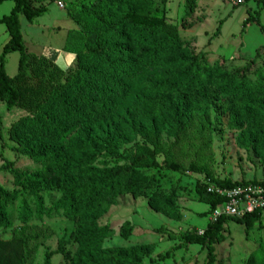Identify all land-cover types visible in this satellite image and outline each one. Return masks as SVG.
<instances>
[{"label":"rangeland","instance_id":"1","mask_svg":"<svg viewBox=\"0 0 264 264\" xmlns=\"http://www.w3.org/2000/svg\"><path fill=\"white\" fill-rule=\"evenodd\" d=\"M42 4L46 14L32 23L19 17L24 45L32 54L28 78L14 81L21 91L25 89L24 105L7 111L0 101V186L18 192L17 201L0 220V264H44L46 253L52 254L51 264H72L58 252L62 242L64 251L72 258L79 257L82 264H91L87 257L97 260L100 251L139 246L148 252L142 264H206V248L183 241L187 235L202 232L212 221L207 213L209 203L202 195L209 182L205 175L188 169L205 168L219 180L264 181V129L240 119L234 123L232 113L222 106L223 97L216 95L207 112L183 120L180 133L170 128L172 111L177 108L175 96L164 98L163 109L146 117L137 113L136 105L142 96L150 94L145 81L164 79L165 75L166 79L173 78L180 71H170L165 65L185 56L204 55L210 65L220 64L231 73L246 68L244 74L252 81L264 78V34L259 26L264 27V3L248 0L231 6L230 0H196L188 19H184L186 0H47ZM103 4L113 6L118 16L131 10L171 24L183 45L166 50L163 45L170 35H163L141 48L132 47L133 58L147 64V70L131 86L127 97L118 101L114 112L92 127L98 145L91 166L114 168L136 160L149 182L146 194L119 195L106 211H94L76 223L62 212L52 211L61 196L59 180L51 175L49 162L41 164L27 156L12 130L19 118L33 115L34 109L28 110V106L34 108L41 103L51 87L63 84L74 71L76 56L63 51V47L67 32L78 27L67 12L87 11ZM12 6L11 1L0 6V18L9 15ZM249 14L258 16L259 24L250 23L243 29ZM220 21V34L216 35ZM8 40V32L0 24V53ZM17 65L18 53L6 55L5 72L9 77H15ZM81 139L83 134L75 129L52 147L67 148ZM33 142L47 141L34 138ZM109 146L111 150L105 149ZM147 152L152 154L154 166L147 165ZM170 164L180 170L173 171ZM17 179L34 187L43 199L40 218L25 217L20 200L25 199L34 209L35 197L22 193ZM104 226L110 228L106 238L89 247L83 245V237ZM222 235L223 240L214 246V264H264V211L251 219L249 229L228 219Z\"/></svg>","mask_w":264,"mask_h":264},{"label":"trees","instance_id":"2","mask_svg":"<svg viewBox=\"0 0 264 264\" xmlns=\"http://www.w3.org/2000/svg\"><path fill=\"white\" fill-rule=\"evenodd\" d=\"M6 1L13 2V7L9 15L0 18V24L5 26L9 35V40L0 53V101H4L7 111H11L16 106L24 105L25 89L21 91L14 81L20 80V83L28 78L32 60V54L28 53L23 42L19 17L24 16L29 23L42 17L47 12L42 3L47 0H0V5ZM195 1L186 0L188 11L184 19L192 15ZM257 3H264V0H257ZM117 14L113 6L106 4L87 11L67 12L78 27V30L68 33L63 47V51L76 56L74 71L64 79L63 84L51 87L41 103L34 104V108L28 106V110L34 109L33 115L19 118L12 130L23 144L27 156L41 164L49 162L51 175L59 180L58 191L61 196L52 205V211L62 212L68 220L76 223L84 221L94 211H106L119 195L146 194L149 182L138 169L136 160H131L129 165L114 168L96 169L91 166L97 155L98 145L97 140L92 137V127L114 112L118 101L127 97L131 86L146 72L147 64L133 58L132 47L141 48L163 35H170L163 45L164 49L174 51L183 45L175 35L174 27L161 19L142 16L131 10L119 16ZM250 23L259 24L258 16L249 14L243 22V29ZM221 25L222 21L215 30L216 35L220 33ZM259 26L264 34V27ZM10 53H18L17 74L14 78L5 72V57ZM165 69L180 72L171 79H166L165 75L164 79L145 81L150 94L138 100L136 108L141 116L159 112L163 109L164 98L175 96L177 108L172 111L170 128L173 132L180 133L184 130L183 120L191 115L207 112L212 96L216 95L223 97L222 106L225 111L232 113L234 123L240 119L250 126L264 129L262 76L252 81L244 74L246 68L231 73L220 64L210 65L207 58L200 54L168 62ZM75 129L80 130L83 139L67 148L52 147L53 144L62 142ZM34 138L47 142L39 144L33 142ZM105 149L111 150V147ZM100 152L99 148L98 155ZM75 155L78 157L74 158ZM146 156L149 161L147 165L154 166L152 154L147 152ZM170 168L173 171L180 170L174 164H170ZM188 171L203 174L208 184L222 188L246 183L264 185V181L232 182L215 179L207 169L201 167L190 166ZM16 181L22 193L35 197L34 209L29 208L25 199L20 200V208L23 209L25 217L40 218L43 199L34 187L18 179ZM208 184L202 195L209 203L207 213L212 214L223 199L207 193ZM17 199V191L8 192L0 186V220L5 219L8 208ZM149 205L154 206L151 200ZM262 211L264 209L240 219L218 217L207 225L202 234L187 235L183 241L185 244L204 246L207 252L206 264H214V246L223 240L224 223L230 219L249 229L251 219L256 218ZM109 232L108 226L97 227L82 238V243L89 247L106 238ZM62 245L58 252L64 255L66 261L82 264L79 257L72 258L69 252H65ZM51 256V253H46L44 264H51ZM147 256V249L139 246L127 250L113 248L100 251L97 260L89 257L87 260L91 264H142V257Z\"/></svg>","mask_w":264,"mask_h":264},{"label":"built area","instance_id":"3","mask_svg":"<svg viewBox=\"0 0 264 264\" xmlns=\"http://www.w3.org/2000/svg\"><path fill=\"white\" fill-rule=\"evenodd\" d=\"M246 1L230 0V3L231 6H238ZM58 7L63 9V4L58 2ZM206 192L223 199L212 212V221L218 217L240 219L264 209V185L260 183L239 184L231 188L208 184Z\"/></svg>","mask_w":264,"mask_h":264},{"label":"crops","instance_id":"4","mask_svg":"<svg viewBox=\"0 0 264 264\" xmlns=\"http://www.w3.org/2000/svg\"><path fill=\"white\" fill-rule=\"evenodd\" d=\"M6 2H9V1H6ZM6 2H4V3H2L0 6H2L3 4H5ZM13 7V6H12ZM72 30H76V29H72ZM72 30H69V31H72ZM68 31V32H69ZM68 32H67V34H68ZM220 34V33H219ZM67 36V35H66Z\"/></svg>","mask_w":264,"mask_h":264}]
</instances>
